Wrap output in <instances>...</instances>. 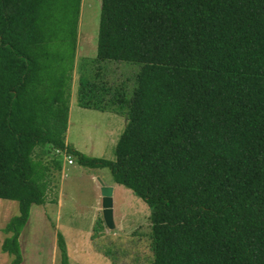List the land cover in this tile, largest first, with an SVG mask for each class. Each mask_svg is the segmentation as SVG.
Segmentation results:
<instances>
[{
	"label": "trees",
	"instance_id": "obj_1",
	"mask_svg": "<svg viewBox=\"0 0 264 264\" xmlns=\"http://www.w3.org/2000/svg\"><path fill=\"white\" fill-rule=\"evenodd\" d=\"M79 5L0 0V197L19 209L2 228L9 264L45 201L37 146L107 166L144 199L149 264H264V0H101L77 103L125 116L113 159L64 140ZM120 60L139 64L131 86L104 76ZM57 244L71 264L60 231Z\"/></svg>",
	"mask_w": 264,
	"mask_h": 264
},
{
	"label": "rangeland",
	"instance_id": "obj_2",
	"mask_svg": "<svg viewBox=\"0 0 264 264\" xmlns=\"http://www.w3.org/2000/svg\"><path fill=\"white\" fill-rule=\"evenodd\" d=\"M101 0H80L76 44L71 71V109L64 132L66 143L88 155L115 157V143L124 127L125 116L77 103V82L81 67H88L96 55ZM54 45L53 48H57ZM67 49L62 46L61 50ZM56 50V49H55ZM104 76L116 84L127 78L132 85L137 62L107 61ZM47 149V152L42 150ZM35 157L49 164L45 201L32 203L29 216L19 234L20 264H63L57 233L63 235L71 264H147L150 259L149 205L129 187L115 182L113 221L102 215L97 183L112 180L107 166L82 165L71 154L55 148L37 146ZM60 160V168L55 158ZM100 175V176H99ZM102 181V182H103ZM16 199L0 197V264H9L13 255L3 251L1 242L10 232L3 227L17 214ZM149 264V263H148Z\"/></svg>",
	"mask_w": 264,
	"mask_h": 264
},
{
	"label": "water",
	"instance_id": "obj_3",
	"mask_svg": "<svg viewBox=\"0 0 264 264\" xmlns=\"http://www.w3.org/2000/svg\"><path fill=\"white\" fill-rule=\"evenodd\" d=\"M102 215L104 221L111 225L113 221V186L100 181Z\"/></svg>",
	"mask_w": 264,
	"mask_h": 264
},
{
	"label": "crops",
	"instance_id": "obj_4",
	"mask_svg": "<svg viewBox=\"0 0 264 264\" xmlns=\"http://www.w3.org/2000/svg\"><path fill=\"white\" fill-rule=\"evenodd\" d=\"M71 102L69 103V107H68V120H69V114H70V109H71ZM65 142H66V140H65ZM100 176V175H99ZM101 181H103V180H101ZM104 183H107V184H111L112 186H113V194H114V189H115V181L112 179V180H110V179H107L106 181H103ZM97 187H98V192H97V197H98V199H100L101 200V192H100V184L99 183H97ZM114 198V197H113ZM114 201V200H113Z\"/></svg>",
	"mask_w": 264,
	"mask_h": 264
},
{
	"label": "built area",
	"instance_id": "obj_5",
	"mask_svg": "<svg viewBox=\"0 0 264 264\" xmlns=\"http://www.w3.org/2000/svg\"><path fill=\"white\" fill-rule=\"evenodd\" d=\"M56 151L57 153H60V152H66V157H67V162L69 163H72L73 162V159L71 157V154L69 152L66 151V149H61V148H56Z\"/></svg>",
	"mask_w": 264,
	"mask_h": 264
}]
</instances>
